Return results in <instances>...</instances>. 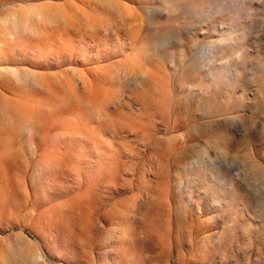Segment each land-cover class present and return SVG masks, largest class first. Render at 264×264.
Returning a JSON list of instances; mask_svg holds the SVG:
<instances>
[{"label": "rangeland", "instance_id": "1", "mask_svg": "<svg viewBox=\"0 0 264 264\" xmlns=\"http://www.w3.org/2000/svg\"><path fill=\"white\" fill-rule=\"evenodd\" d=\"M0 264H264V0H0Z\"/></svg>", "mask_w": 264, "mask_h": 264}]
</instances>
